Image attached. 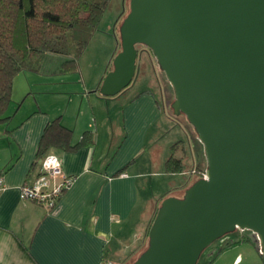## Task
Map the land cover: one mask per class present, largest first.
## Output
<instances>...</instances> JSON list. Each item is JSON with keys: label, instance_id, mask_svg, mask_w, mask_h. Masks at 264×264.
Masks as SVG:
<instances>
[{"label": "crops", "instance_id": "crops-1", "mask_svg": "<svg viewBox=\"0 0 264 264\" xmlns=\"http://www.w3.org/2000/svg\"><path fill=\"white\" fill-rule=\"evenodd\" d=\"M126 2H121L112 33L95 30L84 49L91 47V55L103 60L91 84L73 78L84 51L74 72H57L67 56L46 54L39 72L21 71L13 79L10 119L0 124V175L5 184L0 193V264H129L144 246L160 202L189 186L187 179L174 178L183 172L166 173L165 163L171 155L184 161L191 154V170L196 168L193 139L159 104L151 87L126 97L120 109L112 98V115L102 110L96 94L119 51L118 28ZM108 39L111 47L104 48ZM148 63L143 70L153 69ZM118 112L119 120L111 118ZM56 118L72 130L73 142L87 131L94 142L73 152L50 151L73 182L46 210L22 201L20 188L36 178L39 141ZM159 133L165 138L160 156ZM242 246L254 248L235 243L217 257Z\"/></svg>", "mask_w": 264, "mask_h": 264}, {"label": "water", "instance_id": "water-1", "mask_svg": "<svg viewBox=\"0 0 264 264\" xmlns=\"http://www.w3.org/2000/svg\"><path fill=\"white\" fill-rule=\"evenodd\" d=\"M118 32L99 95L131 84L144 48L205 164V178L160 202L131 264H197L235 230L249 231L264 257V0H128Z\"/></svg>", "mask_w": 264, "mask_h": 264}, {"label": "trees", "instance_id": "trees-1", "mask_svg": "<svg viewBox=\"0 0 264 264\" xmlns=\"http://www.w3.org/2000/svg\"><path fill=\"white\" fill-rule=\"evenodd\" d=\"M109 1L0 0V124L10 119L7 111L15 75L21 71L39 72L46 54L67 56L68 59L59 66L57 72H74L77 60L97 29ZM93 138V133L87 131L77 142H73L72 130L64 127L60 119L56 118L43 130L37 159L50 151L73 152L93 145ZM196 158V169L203 171L204 167H199L202 158L198 150ZM183 170L182 158L171 155L167 159L166 173L180 174ZM198 179L199 176L194 181ZM240 242L254 245L252 239L243 236L236 242L231 241L220 247L216 257L226 247ZM146 245L147 240L143 250Z\"/></svg>", "mask_w": 264, "mask_h": 264}, {"label": "rangeland", "instance_id": "rangeland-1", "mask_svg": "<svg viewBox=\"0 0 264 264\" xmlns=\"http://www.w3.org/2000/svg\"><path fill=\"white\" fill-rule=\"evenodd\" d=\"M121 2H122V0H110L109 1L108 6L105 9V11H104V13L100 19V22L97 26L96 30H98V32L104 31L107 34L112 33V27H113L114 19L118 15L117 13L121 7ZM127 12H128V0L125 4V15L127 14ZM110 44H112V43L108 39L105 43L104 48L106 46L111 47ZM138 52L140 53L139 62H138L139 71L135 72V75H134V78H133L131 84L126 88L127 89V91H125L126 93H122V95H120V93H119L118 95L114 96L117 98V101H115L117 105L115 107L120 109V107L123 105V102L125 101L126 97H130V96L134 95L137 91H140L142 89H147V87H151L152 93L157 98L159 104H161V106L165 105V107H167L166 105L170 104L172 101V91H171L170 86L168 85V83L164 79L163 74L156 67V65H155L151 55L149 54V52L142 47H139ZM102 61L103 60H101L98 56H92L91 55V47H88V49H86L84 51V55H83L82 59L79 61V68H78V73H77L78 75L73 77V78H75V80L76 79L84 80L85 82H88L89 84H91L90 82L93 81L92 77H94L96 75L95 71L99 68L100 65L103 64ZM146 62H149L148 65L151 62L153 65V69L146 67V69L143 70ZM111 67H112V65H111ZM77 84H78V86H80L79 83H72V85H77ZM126 89H124V90H126ZM124 90L122 92H124ZM93 93H95V92L93 91ZM96 94H98L97 96L101 100L100 105L102 106V110L105 113H108V111H109L110 115H112V113H113L111 110L112 107H110V106L113 103L112 98H114V97H103V96L99 95L98 91ZM169 112L171 114L170 110H169ZM111 118H113V119L115 118V119L119 120L120 112H118V115L116 117L111 116ZM175 120H177L182 126H184L188 130V132L190 133L191 138L193 140H195V141H193L194 146H195L194 152L196 153L198 150V152L200 153L201 158H202L200 160L201 162H200L199 167H204L205 164H204V159L202 156V149H201V146L198 145L199 143H196L197 140H196L195 133L193 132L192 128L187 124V122L183 116H179L178 118H175ZM159 135H160L159 139H161V133H159ZM164 139L165 138L161 139L160 143H159V148H160L159 156L161 155L162 151H165V140ZM166 153H167V151H166ZM183 166H184L183 174L180 175L179 177H174V178L176 180L187 179L189 181V185H190L194 182V180L197 177V176H193L190 174L191 168L193 166L191 154H188V158L183 161ZM182 194H183V192H181L180 194H173L172 196L181 197ZM243 236L252 239V234L249 231H240V230H235L234 232L228 233V234L224 235L223 237L219 238L218 240L213 242L210 247H208L207 249H205L202 252V254L200 255V257L197 261V264H233L236 257L238 260L235 264H264V257H260L259 254L256 252V250L252 247H249V246H242V247H238V248H235L232 250H228L223 255L216 257V253L220 247L227 245L231 241L232 242L236 241L237 239L242 238ZM146 240L147 239L145 238V243H146ZM145 243H144V246H142L140 252L145 247ZM134 259H136V258L135 257L132 258L130 260L129 264L132 263L134 261Z\"/></svg>", "mask_w": 264, "mask_h": 264}, {"label": "built area", "instance_id": "built-area-1", "mask_svg": "<svg viewBox=\"0 0 264 264\" xmlns=\"http://www.w3.org/2000/svg\"><path fill=\"white\" fill-rule=\"evenodd\" d=\"M37 164L38 174L33 182L21 186L20 199L38 204L46 210H51L62 194L70 187L73 178L63 174L61 160L55 154L45 155L38 160ZM190 174L205 178L204 170L198 171L193 168ZM4 190L5 184L0 175V193Z\"/></svg>", "mask_w": 264, "mask_h": 264}]
</instances>
